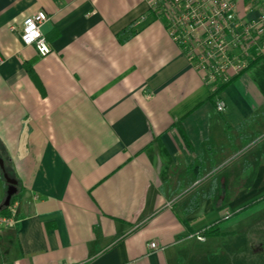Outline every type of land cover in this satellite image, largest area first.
Here are the masks:
<instances>
[{"label": "crops", "instance_id": "0c3cea01", "mask_svg": "<svg viewBox=\"0 0 264 264\" xmlns=\"http://www.w3.org/2000/svg\"><path fill=\"white\" fill-rule=\"evenodd\" d=\"M261 10L238 2L244 20ZM38 11L44 56L21 39ZM258 57L214 94L144 0H0V155L17 188L0 264L248 261L240 224L264 200Z\"/></svg>", "mask_w": 264, "mask_h": 264}, {"label": "built area", "instance_id": "2783aa9c", "mask_svg": "<svg viewBox=\"0 0 264 264\" xmlns=\"http://www.w3.org/2000/svg\"><path fill=\"white\" fill-rule=\"evenodd\" d=\"M148 13L165 22L172 39L204 72V79L217 90L235 75L250 67L264 49V10L256 19L244 20L238 14L239 0H144ZM260 5L264 0H246ZM48 19L44 11L28 16L22 26L21 39L34 46L40 55L50 52L41 30ZM216 108L226 109V102L218 97ZM2 202L0 200V208ZM13 217L0 212V233L12 224ZM201 241L203 232L197 234ZM151 248L161 249L156 242Z\"/></svg>", "mask_w": 264, "mask_h": 264}, {"label": "rangeland", "instance_id": "374dc122", "mask_svg": "<svg viewBox=\"0 0 264 264\" xmlns=\"http://www.w3.org/2000/svg\"><path fill=\"white\" fill-rule=\"evenodd\" d=\"M254 209L253 215L255 216L250 219V222L240 224L239 229L246 230L249 228L251 231L249 241L252 242V249L247 253L248 261L242 262L243 258L241 257L239 264H264V200L261 205ZM230 215L228 213V216Z\"/></svg>", "mask_w": 264, "mask_h": 264}, {"label": "water", "instance_id": "95a60500", "mask_svg": "<svg viewBox=\"0 0 264 264\" xmlns=\"http://www.w3.org/2000/svg\"><path fill=\"white\" fill-rule=\"evenodd\" d=\"M0 166L5 171V162L4 159L1 157V155H0ZM4 176L7 182L10 184L7 190V196L5 198L4 205L9 206L11 204L12 198L17 192L16 180L11 178L6 172H4Z\"/></svg>", "mask_w": 264, "mask_h": 264}, {"label": "trees", "instance_id": "16d2710c", "mask_svg": "<svg viewBox=\"0 0 264 264\" xmlns=\"http://www.w3.org/2000/svg\"><path fill=\"white\" fill-rule=\"evenodd\" d=\"M259 57H257V59H258ZM256 59V60H257ZM227 83H224V84H220L219 86H218V89L214 92V94H217L225 85H226ZM5 172L6 173H8V171H7V168L5 169ZM12 202H13V198H12V201H11V204H12ZM10 204V205H11ZM9 205V206H10ZM9 206H5L4 204L1 206V211H6L8 208H9ZM214 232V230H212L211 228H209V229H206L205 231H204V234L205 235H209V234H211V233H213Z\"/></svg>", "mask_w": 264, "mask_h": 264}]
</instances>
